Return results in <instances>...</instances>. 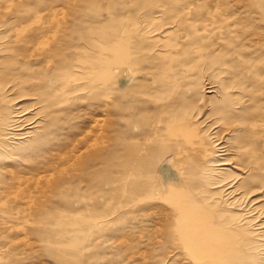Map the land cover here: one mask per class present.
Segmentation results:
<instances>
[{
    "label": "rangeland",
    "instance_id": "1",
    "mask_svg": "<svg viewBox=\"0 0 264 264\" xmlns=\"http://www.w3.org/2000/svg\"><path fill=\"white\" fill-rule=\"evenodd\" d=\"M0 264H264V0H0Z\"/></svg>",
    "mask_w": 264,
    "mask_h": 264
},
{
    "label": "bare ground",
    "instance_id": "2",
    "mask_svg": "<svg viewBox=\"0 0 264 264\" xmlns=\"http://www.w3.org/2000/svg\"><path fill=\"white\" fill-rule=\"evenodd\" d=\"M102 128V127H101ZM95 139V138H94Z\"/></svg>",
    "mask_w": 264,
    "mask_h": 264
}]
</instances>
